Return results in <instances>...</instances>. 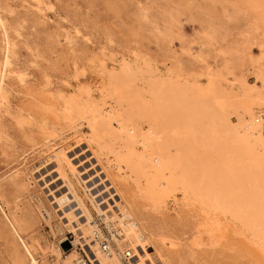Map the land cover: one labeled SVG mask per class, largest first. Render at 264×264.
<instances>
[{
  "label": "bare ground",
  "instance_id": "1",
  "mask_svg": "<svg viewBox=\"0 0 264 264\" xmlns=\"http://www.w3.org/2000/svg\"><path fill=\"white\" fill-rule=\"evenodd\" d=\"M30 1L23 0L24 6L45 17L47 1ZM9 27L0 15V141L7 137L3 116L14 109L7 81L24 84L27 75L16 65ZM92 64L102 83L76 80L57 93L59 120L76 140L59 147L36 171L58 207L44 209L47 223L61 212L65 227L101 264H179L172 250L160 247L154 256L147 251L160 233L144 214H175L180 205L197 202L221 223L237 222L254 248L264 252V91L244 78L230 82L229 71L209 72L204 83L189 80L140 54L120 61L103 54ZM73 68L77 77L85 75L86 67L75 62ZM41 129L47 140H58L47 120ZM1 199L4 220L19 234L17 216L5 211ZM100 226L117 228L115 247L130 249L131 260L102 253L93 239ZM21 241L31 255L29 264H40L34 246ZM60 249L58 261L64 256ZM78 255L74 250L60 264H77Z\"/></svg>",
  "mask_w": 264,
  "mask_h": 264
},
{
  "label": "rangeland",
  "instance_id": "2",
  "mask_svg": "<svg viewBox=\"0 0 264 264\" xmlns=\"http://www.w3.org/2000/svg\"><path fill=\"white\" fill-rule=\"evenodd\" d=\"M46 1L45 18L24 6L23 0H0V15L14 29L9 27L15 37L16 65L27 72L24 84L15 78L7 81L14 109L3 116L7 137L0 141V195L3 208L17 216L20 229L14 233L0 211V264H29L31 255L21 238L34 246L40 264H60L74 250L78 256L86 251L91 255L65 227L61 212L50 224L42 216L45 208L58 207L52 205L36 171L53 160L59 147L75 142V134L59 120L57 93L76 80L102 83L92 64L95 57L106 54L120 61L145 55L165 70L203 83L209 72L229 71L230 82L244 78L264 91V0ZM75 62L86 67L85 75L77 77ZM21 117L25 123L17 121ZM45 120L59 135L56 142L40 130ZM215 216L197 202L180 205L175 214L145 213L146 221L160 233L156 235L160 240L147 251L154 256L160 247L172 250L179 264H264L263 249L254 248L237 222L228 219L223 224ZM57 247L64 255L59 261Z\"/></svg>",
  "mask_w": 264,
  "mask_h": 264
},
{
  "label": "built area",
  "instance_id": "3",
  "mask_svg": "<svg viewBox=\"0 0 264 264\" xmlns=\"http://www.w3.org/2000/svg\"><path fill=\"white\" fill-rule=\"evenodd\" d=\"M102 227L101 231H94L93 239L99 243V248L107 256L117 254L123 261H129L133 258V252L130 249L120 251L115 247L114 239L120 238L117 228L109 229L107 226ZM77 264H101L96 257L87 255L86 252L79 256Z\"/></svg>",
  "mask_w": 264,
  "mask_h": 264
}]
</instances>
